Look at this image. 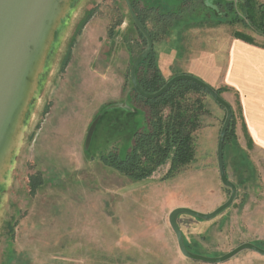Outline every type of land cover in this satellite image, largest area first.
<instances>
[{
    "label": "rangeland",
    "instance_id": "rangeland-1",
    "mask_svg": "<svg viewBox=\"0 0 264 264\" xmlns=\"http://www.w3.org/2000/svg\"><path fill=\"white\" fill-rule=\"evenodd\" d=\"M128 1L148 8L146 28L154 34L152 52L165 83L177 74V63H170L174 66L170 74L161 67L170 65V53L178 57L184 49L179 30L184 27L187 32L194 25L191 20L204 13L210 12L212 19L216 12L223 13L217 6L221 0ZM251 2V8L264 13V0ZM54 4L58 9L40 48L41 66L21 133L1 160L0 264H210L179 252L168 215L179 207L210 213L229 198L216 156L225 110L202 95L207 113L194 134L192 160L173 177L165 178L168 163L139 182L105 165L103 156L113 151L125 156L133 134L146 129L131 106L133 102L146 108L135 99L128 74L140 49L137 33L125 0H55ZM167 10L172 13L162 18ZM257 11H252L259 21L253 26L262 28L264 18L257 17ZM154 16L155 24L150 23ZM118 19L121 24L108 38L109 25ZM202 25L208 22L196 24ZM218 26L264 44L261 34L241 24ZM112 38L130 55L118 51L112 59L115 67L106 69L100 49ZM159 48L165 49L161 67ZM235 110L223 161L236 186V198L212 219L189 214L177 218L183 242L207 257L222 256L243 243L264 249V154L245 139L238 141L236 125L241 120L236 106ZM218 264H264V257L244 250Z\"/></svg>",
    "mask_w": 264,
    "mask_h": 264
},
{
    "label": "trees",
    "instance_id": "trees-1",
    "mask_svg": "<svg viewBox=\"0 0 264 264\" xmlns=\"http://www.w3.org/2000/svg\"><path fill=\"white\" fill-rule=\"evenodd\" d=\"M192 1L194 0H187V2L190 3ZM251 1L253 0H250V2L245 1V3L244 1L237 3L232 0L217 1V6L223 8L222 14L220 13L219 15L218 12H216L213 19L211 15H209L211 14L210 12L208 16L207 13H204V16H200L199 14L200 17L191 21L194 22V25L205 22L214 26L221 24H241L243 27L250 29L251 32H256L255 34H261L260 36L264 37V32H262L264 30V20H262L263 23H260L262 28L253 26V23L259 21L256 20V17L252 13L253 10L257 11V9L251 8L253 6ZM130 5L138 21L147 30L144 16L148 8L144 6L140 8V5L137 8L134 2H130ZM240 7L243 8V10L239 9ZM92 13L93 10L89 11L82 22L83 24ZM169 14L170 13H167L165 15L169 16ZM256 15L259 18H264V13L260 10L257 11ZM131 23L137 33L136 41L140 43V49L139 52L135 54V60L145 49L147 41L139 32L132 19ZM120 24L121 19H118L109 25L108 38L113 36L115 27H118ZM81 26L83 25L81 24L80 28H82ZM147 32L151 39L154 40V35L148 30ZM232 35L248 43L260 45V43L255 42L249 35L240 32H234ZM261 45L264 46V44ZM152 50L153 49H151L149 54L140 62L136 70L138 85L146 94L155 93L165 84V81L160 77L156 65V58ZM215 91L220 95L222 89H217ZM202 95L207 94L189 81H179L175 83L164 95L152 100L144 99L135 93V99L146 107V129L138 130L133 134L131 146L125 156L121 157L117 152L113 151L103 156L101 158L102 162L128 177L133 182L143 181L151 177L159 167L166 163L169 164V167L165 173V178L173 177L184 165L192 160L194 153V134L199 129L201 116L207 113ZM234 121V114L232 111L230 125L224 137L223 153L224 145L229 137V131L232 129ZM246 144L250 145L249 142ZM238 175L240 179L243 177L239 173ZM184 245L189 252L199 254L191 250L185 243Z\"/></svg>",
    "mask_w": 264,
    "mask_h": 264
},
{
    "label": "water",
    "instance_id": "water-1",
    "mask_svg": "<svg viewBox=\"0 0 264 264\" xmlns=\"http://www.w3.org/2000/svg\"><path fill=\"white\" fill-rule=\"evenodd\" d=\"M125 2L131 19L147 41L145 49L134 60L129 71V79L134 92L144 99L152 100L164 95L175 83L179 81H189L201 88L225 110L224 121L217 141L216 156L220 181L224 187L230 190V195L225 203L210 213H202L185 207L175 208L169 213L168 222L175 235L179 252L187 259L210 264L225 262L244 250L252 251L264 257V249L251 243L240 244L228 253L216 257L194 254L186 249L177 223L178 216L181 214H189L203 220H209L228 208L236 198V186L228 179L223 161L224 137L232 118V108L213 88L200 79L188 74L173 76L155 93H144L136 80V70L140 62L149 54L153 42L147 30L138 21L129 1L125 0ZM53 3H55V0H0V86L8 84V78L12 86L9 89L6 88L4 91L1 89L7 86L0 88V94L2 96L4 93H7L9 96L12 95L14 86H16L21 79L26 78L25 81H31V76H36L38 74L41 66L42 51L40 48L44 41V35L48 28L49 20H53L54 14L58 9ZM34 66L35 68H39L35 74L32 72ZM31 94L26 101L24 111L27 108V102ZM91 132L92 129H90L88 133V138ZM12 136L13 134L11 135L9 144L0 148V162L3 155L6 154L14 144V137Z\"/></svg>",
    "mask_w": 264,
    "mask_h": 264
},
{
    "label": "crops",
    "instance_id": "crops-1",
    "mask_svg": "<svg viewBox=\"0 0 264 264\" xmlns=\"http://www.w3.org/2000/svg\"><path fill=\"white\" fill-rule=\"evenodd\" d=\"M167 13L172 12L167 10L165 14ZM165 17L167 16L162 18ZM156 18L154 16L150 23L154 22L155 24ZM169 26L166 28L170 29ZM155 27L157 28L159 25L157 24ZM214 27L209 24L202 25L200 28L193 25L187 28L185 33L184 27H182L179 30L181 33L180 44L184 45V49L178 54V57L174 53H170L172 56H170L169 64L177 63L176 75L188 74L200 79L214 90L222 89L220 96L232 108L234 120L236 119L235 106L240 114L241 124L240 126L236 125L238 141L245 139L246 143L249 142L255 151L264 154V46L248 43L234 37L232 33L226 32L222 27H220L221 29L218 28L219 26ZM172 31L176 32L174 29ZM115 40V38L105 40L100 49L104 55L106 69L115 67L112 62L115 53L118 54V51H122L124 56V52H127L124 50V45L120 42L117 45ZM179 41L180 39L178 43ZM163 51L165 49L159 48L158 66L160 67V58L164 57ZM126 54L129 57V51ZM120 64H124V57ZM172 68L174 66L171 64L167 68L161 67L162 70H166L167 74L171 73ZM123 102L126 101L119 103ZM115 104L118 103L112 105ZM131 106L140 115L139 122L143 121L146 124V108L133 102ZM245 260L248 263V258Z\"/></svg>",
    "mask_w": 264,
    "mask_h": 264
},
{
    "label": "bare ground",
    "instance_id": "bare-ground-1",
    "mask_svg": "<svg viewBox=\"0 0 264 264\" xmlns=\"http://www.w3.org/2000/svg\"><path fill=\"white\" fill-rule=\"evenodd\" d=\"M39 68H32V72L35 74ZM35 76H31V81H25L26 78L20 80L13 88L12 95L4 93L3 96L0 94V148L7 146L11 141V135L16 140L18 134L21 133L22 128V113L25 108L26 101L32 89L34 87ZM8 84L0 86L1 90L4 91L11 88L10 80L7 79ZM13 141V142H14ZM13 144V143H12ZM3 163L0 162V172Z\"/></svg>",
    "mask_w": 264,
    "mask_h": 264
},
{
    "label": "flooded vegetation",
    "instance_id": "flooded-vegetation-1",
    "mask_svg": "<svg viewBox=\"0 0 264 264\" xmlns=\"http://www.w3.org/2000/svg\"><path fill=\"white\" fill-rule=\"evenodd\" d=\"M248 251V250H247ZM254 253V252H253Z\"/></svg>",
    "mask_w": 264,
    "mask_h": 264
}]
</instances>
